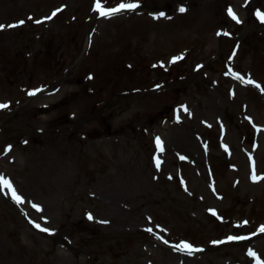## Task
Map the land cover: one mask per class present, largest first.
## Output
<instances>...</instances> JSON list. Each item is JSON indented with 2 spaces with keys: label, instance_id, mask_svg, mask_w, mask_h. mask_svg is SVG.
Returning <instances> with one entry per match:
<instances>
[{
  "label": "rangeland",
  "instance_id": "1",
  "mask_svg": "<svg viewBox=\"0 0 264 264\" xmlns=\"http://www.w3.org/2000/svg\"><path fill=\"white\" fill-rule=\"evenodd\" d=\"M138 2L0 0V264L264 261V0Z\"/></svg>",
  "mask_w": 264,
  "mask_h": 264
},
{
  "label": "snow or ice",
  "instance_id": "2",
  "mask_svg": "<svg viewBox=\"0 0 264 264\" xmlns=\"http://www.w3.org/2000/svg\"><path fill=\"white\" fill-rule=\"evenodd\" d=\"M138 7H139L138 0H128V2H121L118 5L110 6V7L103 5L101 3V0H95V9L99 12L100 16L106 17V18H111L112 16L118 15L122 11H134ZM57 11H59V10H57ZM179 11L184 12V11H186V9L183 6H181L179 8ZM228 13L234 20L239 22V17L232 10L231 7L228 9ZM53 15H55V12L53 13ZM159 15L164 16L165 13H160ZM256 15L262 22H264V12H260L259 10H257ZM48 18L50 19L51 17H48ZM29 19H31V17H29ZM37 22H39V21H37ZM24 23H25L24 20H20L17 23L11 24V25L0 24V30H3V29L8 28V27H17V26L22 25ZM179 58L180 57H175L174 60L179 59ZM234 75L236 76V78L238 80H241L246 84H253L257 88H259L262 92H264V88H262L261 85L259 83H257L255 80H253L251 78L244 80V77H242L239 73H234ZM36 91H39V89L29 92V95H34L36 93ZM7 107H8V104L0 103V109L7 108ZM184 110L187 111V108L184 107ZM156 139H157V145L160 146L161 142H160L159 137H157ZM11 147H12L11 145H8L9 150H11ZM225 147H227V146L225 145ZM159 163H160L159 159H157V166L158 167H159ZM252 178H253V180H257V179H260L262 177H257L255 174V171H253ZM0 185H2L3 187L10 190L11 197L13 200L16 201V203L19 204V203L23 202V197L17 193L16 189L13 187V184L9 179H6L4 176H0ZM33 207L36 208L37 211H41L40 205L33 204ZM211 211H213V214H215V210H211ZM87 215H88L89 219H93L92 213L89 212ZM101 223H106V221H101ZM244 223L247 224L248 222L245 221ZM35 227L40 229L41 231H44V232H51L52 231L51 229H49L47 227H42L39 223H36ZM148 231H151V229H148ZM260 231L264 232V225L260 226ZM161 239H162V237H161ZM227 239L228 240H239V239H243V237L229 236ZM165 243H167V241H165ZM213 243L218 244V243H221V241H213ZM175 250L186 251L188 254H191L192 251L194 250V246L191 243L183 242L181 244H177L175 246ZM249 254L256 258L257 264H264V261H261L260 258L256 256L255 252L250 251Z\"/></svg>",
  "mask_w": 264,
  "mask_h": 264
}]
</instances>
